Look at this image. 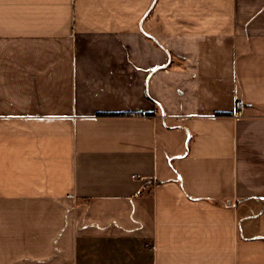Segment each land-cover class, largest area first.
<instances>
[{"label":"crops","instance_id":"crops-1","mask_svg":"<svg viewBox=\"0 0 264 264\" xmlns=\"http://www.w3.org/2000/svg\"><path fill=\"white\" fill-rule=\"evenodd\" d=\"M0 264H264V0H0Z\"/></svg>","mask_w":264,"mask_h":264},{"label":"built area","instance_id":"built-area-1","mask_svg":"<svg viewBox=\"0 0 264 264\" xmlns=\"http://www.w3.org/2000/svg\"><path fill=\"white\" fill-rule=\"evenodd\" d=\"M246 103L242 98L235 99L234 114L236 116H242L245 112Z\"/></svg>","mask_w":264,"mask_h":264}]
</instances>
